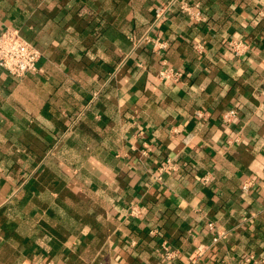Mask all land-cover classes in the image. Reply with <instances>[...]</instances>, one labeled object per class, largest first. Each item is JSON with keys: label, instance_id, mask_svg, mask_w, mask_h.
Segmentation results:
<instances>
[{"label": "crops", "instance_id": "0c3cea01", "mask_svg": "<svg viewBox=\"0 0 264 264\" xmlns=\"http://www.w3.org/2000/svg\"><path fill=\"white\" fill-rule=\"evenodd\" d=\"M167 1L0 0V32L40 52L23 76L0 67V264L264 259V0H188L206 20L174 4L155 23ZM163 66L182 76L159 81ZM166 159L176 169L155 180Z\"/></svg>", "mask_w": 264, "mask_h": 264}, {"label": "built area", "instance_id": "2783aa9c", "mask_svg": "<svg viewBox=\"0 0 264 264\" xmlns=\"http://www.w3.org/2000/svg\"><path fill=\"white\" fill-rule=\"evenodd\" d=\"M177 4L180 11H182L189 20L197 23L206 20L204 14H202L198 2H189L188 0H168L166 3H161L154 9V22L161 21L171 6ZM262 15V12H259ZM153 44V47L162 48L165 43L157 38L147 39ZM229 51L235 57H241L247 53L250 48V42H247L243 38H231L227 41ZM195 48L200 51L201 46L195 45ZM40 56V52L32 44H30L19 32V30L13 26H4L0 32V67L7 73L14 77H20L26 73L33 72L36 69V61ZM159 81L170 82L174 79H178L182 76V71L170 66L161 67L157 74ZM198 116L202 113L197 112ZM237 116L235 108H230L220 115V119L223 123H231ZM176 169L174 163L170 159L164 160L156 166V171L153 174L155 180L161 181L164 172L173 171ZM201 179L206 180L207 175ZM254 186V180L252 178H246L240 184V190L243 193L249 191ZM143 214V209L137 201L131 202L127 206V216L131 218H139ZM246 220V217L243 218ZM249 220V218H247ZM208 228L214 231L213 240H218L225 236V233L214 228L213 222H208ZM205 251V246L199 245L193 254V259L199 258ZM161 258L166 260L174 259L178 256L176 249L169 248L165 242H162L159 250ZM262 258H256L254 255H246L239 264H258L263 261ZM30 264H58L49 258H34Z\"/></svg>", "mask_w": 264, "mask_h": 264}]
</instances>
